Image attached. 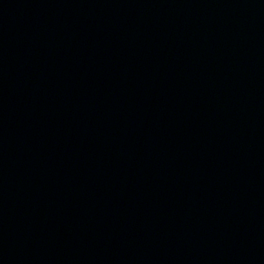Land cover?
Listing matches in <instances>:
<instances>
[{
    "label": "water",
    "instance_id": "1",
    "mask_svg": "<svg viewBox=\"0 0 264 264\" xmlns=\"http://www.w3.org/2000/svg\"><path fill=\"white\" fill-rule=\"evenodd\" d=\"M0 264H264V81L2 183Z\"/></svg>",
    "mask_w": 264,
    "mask_h": 264
}]
</instances>
